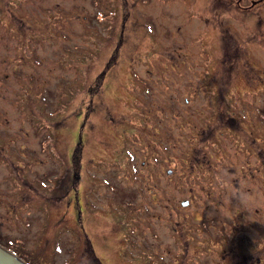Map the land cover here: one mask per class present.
<instances>
[{"label":"rangeland","instance_id":"1","mask_svg":"<svg viewBox=\"0 0 264 264\" xmlns=\"http://www.w3.org/2000/svg\"><path fill=\"white\" fill-rule=\"evenodd\" d=\"M221 2L0 0L1 246L27 264H79L84 240L101 264L217 259L254 194L207 174L193 131L240 75L264 107V0Z\"/></svg>","mask_w":264,"mask_h":264},{"label":"flooded vegetation","instance_id":"2","mask_svg":"<svg viewBox=\"0 0 264 264\" xmlns=\"http://www.w3.org/2000/svg\"><path fill=\"white\" fill-rule=\"evenodd\" d=\"M217 1L221 2V0ZM227 44L228 42L220 37V47L221 49L222 46L224 48L222 51L224 57L229 56ZM31 52L33 51L30 49ZM224 60L221 57L220 64ZM223 67L222 65L221 73L217 76H227ZM246 78V75L239 76L236 83L241 88L237 89L233 86L238 92L232 94V97L228 96L231 97L230 103H223L226 98L223 93L214 95V105L209 107L210 113L206 114L208 121L205 123V127L194 128V136L191 138V142L202 143L201 146H206L205 148L209 152V154L204 155L208 165L207 174L214 173L218 175V173H221L222 188L227 190L231 187L235 192L242 195L254 194L252 201L239 203L235 214L236 218L233 219L236 222L235 227H230L231 231H229V227L224 228L219 235L223 246L217 259L214 256L212 264H264V107L257 105L255 99L253 101L249 99L250 95L254 96L252 91H255V88L251 89L250 87L251 90L248 89L249 79ZM224 81L228 82L227 80ZM219 98L220 100L217 101ZM1 149L0 145V153L3 150ZM0 155V158L6 156ZM196 157L194 155V161ZM215 160L221 163L220 171L216 170ZM5 163L11 172H16V170L11 169V165L15 167V162L11 158L5 160ZM193 167L196 168L195 165ZM234 173H237L236 176L231 178L232 181L229 182L228 177L230 178V174L234 176ZM73 179L72 186L74 187L78 181L76 174L73 175ZM61 185L62 183L58 185L59 187H50L49 191L52 193L57 192ZM35 187L37 186L35 185ZM67 188L68 186L65 189L67 190ZM66 190L65 195L68 194V190ZM189 191H191V187ZM39 193L43 194L47 200L53 199L47 198L44 191ZM187 203L188 201L184 200L180 202V205L185 206ZM244 211H248L247 214ZM239 216L242 217L239 218ZM245 216H251V218H244ZM73 218L75 220V217H70V220L73 221ZM239 220L241 222H238ZM246 224L250 227L253 226V229H255L256 234L253 237H245L243 232L246 231L244 229ZM210 236L212 235L209 234L210 240L208 239V243L212 244L213 238ZM119 243L124 244L121 240H119ZM104 246L111 247L109 243H105ZM229 246H231V249H229ZM109 247H105V249ZM83 252L88 253L93 264H101L99 254L88 240H84L79 258Z\"/></svg>","mask_w":264,"mask_h":264},{"label":"water","instance_id":"3","mask_svg":"<svg viewBox=\"0 0 264 264\" xmlns=\"http://www.w3.org/2000/svg\"><path fill=\"white\" fill-rule=\"evenodd\" d=\"M0 264H27L16 254L0 245Z\"/></svg>","mask_w":264,"mask_h":264},{"label":"clouds","instance_id":"4","mask_svg":"<svg viewBox=\"0 0 264 264\" xmlns=\"http://www.w3.org/2000/svg\"><path fill=\"white\" fill-rule=\"evenodd\" d=\"M79 264H93L91 257L87 252H83L79 258Z\"/></svg>","mask_w":264,"mask_h":264},{"label":"trees","instance_id":"5","mask_svg":"<svg viewBox=\"0 0 264 264\" xmlns=\"http://www.w3.org/2000/svg\"><path fill=\"white\" fill-rule=\"evenodd\" d=\"M112 58L109 59V61L111 62Z\"/></svg>","mask_w":264,"mask_h":264}]
</instances>
